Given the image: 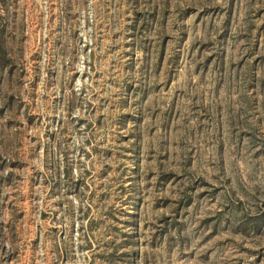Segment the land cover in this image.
I'll list each match as a JSON object with an SVG mask.
<instances>
[{"label": "rangeland", "instance_id": "374dc122", "mask_svg": "<svg viewBox=\"0 0 264 264\" xmlns=\"http://www.w3.org/2000/svg\"><path fill=\"white\" fill-rule=\"evenodd\" d=\"M0 40V264H264V0H0Z\"/></svg>", "mask_w": 264, "mask_h": 264}, {"label": "trees", "instance_id": "16d2710c", "mask_svg": "<svg viewBox=\"0 0 264 264\" xmlns=\"http://www.w3.org/2000/svg\"><path fill=\"white\" fill-rule=\"evenodd\" d=\"M7 62H8V60L6 58V54L4 52V49L2 47L1 40H0V71H2L4 69ZM245 234H246V231H245Z\"/></svg>", "mask_w": 264, "mask_h": 264}]
</instances>
